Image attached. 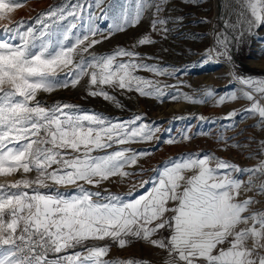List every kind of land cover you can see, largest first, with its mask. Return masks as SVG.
<instances>
[{
	"label": "snow or ice",
	"instance_id": "1",
	"mask_svg": "<svg viewBox=\"0 0 264 264\" xmlns=\"http://www.w3.org/2000/svg\"><path fill=\"white\" fill-rule=\"evenodd\" d=\"M23 2L0 0V24L8 34L7 39H0V176L18 171L35 172L36 176L0 183V264H148L105 259L112 245L122 249L132 239L166 252L165 264H264V209H252L258 203L252 196L241 198L242 190L264 194V183L256 186L251 180L252 176H264V160L252 169H241L212 153H188L170 160L162 171L153 170L156 177L139 185L151 187L137 198L102 195L84 184L99 187L111 177H130L134 173L124 171L125 167L136 165L150 153L130 148L93 153L113 144L151 141L159 129L130 127L140 116L112 123L78 105L56 102L49 107L37 99L40 92L75 88L85 76L88 94L93 97L115 101L101 87L109 85L141 96L177 99L164 91L173 86L134 74L140 69L169 74L167 69L143 63L138 52L117 48L108 55H83L101 42L92 37L107 39L137 25L149 8H155L152 30L167 32V28L157 27L167 23L158 15L162 5L152 0H127L120 3L117 13L114 3L102 7L104 0H66L39 13L35 23L25 27L26 21H14L11 16ZM236 4L239 15L232 27L240 30L233 38L239 41L246 32L264 25V0H236ZM94 9H100L99 16ZM97 19L111 20L108 35L94 23ZM77 20L81 21L79 27ZM64 21L68 23H61ZM154 42L145 35L133 47ZM213 52L231 59L228 41L220 35L217 48L206 50V58ZM234 79L244 87L217 102L245 99L249 106L243 111L258 116L264 124V79L235 74ZM183 98L203 102L187 94ZM237 114L233 111L228 116ZM261 144L264 146V141ZM188 172L192 174L186 175ZM234 172H247L250 179L245 183L233 177ZM48 181L62 187L74 185L75 191L50 188ZM105 240L111 243L88 244ZM49 253L64 254L49 259Z\"/></svg>",
	"mask_w": 264,
	"mask_h": 264
},
{
	"label": "rangeland",
	"instance_id": "2",
	"mask_svg": "<svg viewBox=\"0 0 264 264\" xmlns=\"http://www.w3.org/2000/svg\"><path fill=\"white\" fill-rule=\"evenodd\" d=\"M65 2L66 0H25L20 8L11 13V16L14 21H26L25 27H27L35 23V17L39 13ZM121 2L126 3L127 0H104L102 7L114 3L115 11L118 13ZM152 2L162 5V11L158 15L167 23L157 27L167 28V32L152 30L151 21L155 15V8H149L137 25L127 27L122 32H114L107 39H102L100 36L92 37L100 39L101 42L83 55L85 58L90 54L108 55L117 48H128L138 52L143 57V63L167 69L169 74L156 75L143 69L137 70L134 74L159 81L162 85L173 86L165 88L164 91L177 96V99H171L169 96L163 98L141 96L134 90L113 89L109 85L101 87L110 96L115 97V101L105 100L103 96L93 97L88 94L87 76L81 79L75 88L69 86L59 88L52 93L40 92L37 95V99L49 107L56 102L78 105L81 109L88 110L90 114L98 113L109 118L112 123L129 122L140 116V120L129 126L146 125L149 129H159L154 132L151 141L138 140L124 145L113 144L112 148L93 153V155H103L105 152L123 148L150 153L140 157L136 165L125 167L124 171L134 175L123 179L119 176L111 177L103 181L99 187L84 184L83 181L78 182L84 184V187L90 191H100L102 195L111 193L126 200L137 198L151 187L150 184L143 188L139 185L142 180L156 177L157 171L153 170L162 171L170 160H178L188 153L201 155L212 153L215 157L238 165L241 169H252L264 160V146L261 144L264 141V124H261L258 116L243 111L249 106V102L245 99L226 100L222 104L217 102L221 96L239 92L244 87L234 79V74L244 76L238 69L237 61L240 58H243L244 64L249 68L261 71L245 77L264 79V25L254 29L250 34L246 32L237 41L233 38L239 36L240 30L232 27L237 23L239 15L236 0H152ZM94 11L97 16L100 15V9ZM83 15L85 17L83 24L86 28L87 13ZM68 20L70 21L71 18L69 17ZM61 23L67 24L68 21ZM76 23L79 27L81 21L77 20ZM94 23L104 30V35H108L107 25L111 23L110 19H97ZM145 35H150L155 42L133 47L136 41ZM218 35L225 37L228 43L233 45L231 51L228 46L230 60L224 56H217L215 52L209 58L205 56L206 50L217 48ZM7 38L8 34L2 31L0 24V39ZM74 59H79V55H74ZM209 90L212 92L211 96L206 95ZM185 94L203 102L192 103L185 100L183 98ZM233 111L238 114L229 118L228 114ZM185 136L191 138L185 139ZM169 139L175 142L167 143ZM191 174V172L186 173V175ZM35 176V172L18 171L10 176H0V183L15 182L21 178L34 179ZM232 176L240 178L245 183L250 179L247 172H234ZM251 180L254 185L259 186L264 183V176H252ZM48 183L50 188L59 187L62 192L75 191L74 185L62 187L53 185L51 181ZM42 191L47 190L42 189ZM247 196H252L258 201L252 205L253 210L264 209V194L255 190L248 192L242 190L241 198ZM105 243L110 244L111 241L88 242L89 245ZM76 250L79 249H69L68 253ZM63 254L49 253L48 258L55 259L57 255ZM117 258L147 261L148 264H165L168 257L163 250L143 240L132 239L131 243L122 249L112 245L105 257L108 260Z\"/></svg>",
	"mask_w": 264,
	"mask_h": 264
},
{
	"label": "trees",
	"instance_id": "3",
	"mask_svg": "<svg viewBox=\"0 0 264 264\" xmlns=\"http://www.w3.org/2000/svg\"><path fill=\"white\" fill-rule=\"evenodd\" d=\"M238 69L244 76L261 73L259 70H255L246 66L243 62V58L238 59Z\"/></svg>",
	"mask_w": 264,
	"mask_h": 264
},
{
	"label": "bare ground",
	"instance_id": "4",
	"mask_svg": "<svg viewBox=\"0 0 264 264\" xmlns=\"http://www.w3.org/2000/svg\"><path fill=\"white\" fill-rule=\"evenodd\" d=\"M230 51L232 50L233 45L231 43H228Z\"/></svg>",
	"mask_w": 264,
	"mask_h": 264
}]
</instances>
